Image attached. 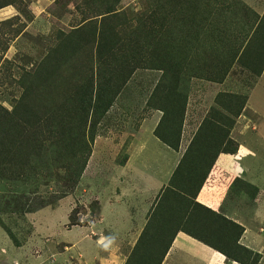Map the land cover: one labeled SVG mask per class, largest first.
<instances>
[{
  "label": "rangeland",
  "instance_id": "374dc122",
  "mask_svg": "<svg viewBox=\"0 0 264 264\" xmlns=\"http://www.w3.org/2000/svg\"><path fill=\"white\" fill-rule=\"evenodd\" d=\"M175 1L120 0L115 6L120 11L117 12L119 19L114 23L121 30L120 33L126 30L135 37L136 33L132 32L133 28L139 25L153 28L155 31L148 33L146 42L149 41V44L158 45V47L169 44L164 49L167 52H179L183 62L188 57L189 62L186 69L178 71L175 62H173L175 63L173 68L176 70L174 74L178 75L177 73H179V77L182 79L180 85L183 87L184 93L192 96V100L196 104L195 112L192 113L193 117L190 115L187 118L188 125L193 129L191 132L188 131L189 136L193 131L196 130L195 133L197 132L196 128L206 116L214 117L213 109L219 111L222 108L226 115L231 117L230 123L226 124L230 135L235 123L243 121L242 118L249 116L253 119L257 117L246 110L245 115H242L241 118L240 115L244 107L236 116L231 115L225 109V107H233L227 96L222 98V101H220L219 96L216 102L218 88L215 84L209 81L204 82L202 78H190V75L197 69H201L200 74L202 76L207 77L211 74V76L217 77L222 72L220 68L225 63L227 64L229 59H227V53L224 54L225 50L222 49L223 43L216 42L213 49L210 50L207 48V42L191 44L190 47H188L186 39L177 41L171 39L173 42H170L171 35L175 38L180 37L177 30L181 28L180 25L183 22L181 14L185 11L184 9L179 11V4L173 5ZM214 1L216 2L215 9L210 17L214 21L218 20L221 23L225 16H231L235 18L233 25L243 23L245 26H249L250 15H252L256 23L264 24V15L261 18L260 15L252 11L253 9L250 8L249 4L244 3V0ZM94 2L95 7L94 3L86 5L84 0H14V2L0 8V37L2 38L0 40V131H4L6 128L7 119L2 118V116L8 115V112L14 108L25 90L24 85L20 83L21 75L28 72L30 77L31 72L35 73L33 68L37 62L51 48H59L58 46L62 45L63 39L69 43L66 35L70 34L73 28L83 26V38L81 41L76 40L71 44L72 49L77 44L80 45L78 54L82 60L83 68L81 76L79 73L77 79L82 78L83 80L94 74L95 85L96 82L110 80V84H116L117 87L108 90L111 96L101 98L103 104L106 103L104 101L112 99L109 106H104L108 110L103 115L99 112L103 107L98 106L97 112L93 110V116H88L87 121L81 116L82 112L77 115V118L67 116L62 119L65 128L67 125H71L73 128L77 127L80 132L78 135L84 140L88 137L89 124L95 126L91 154L80 177H74L70 169L63 167L68 163L65 158L69 151V148L65 146L67 142L65 145L60 142L59 148L52 145L53 138L50 137L49 130L46 134L38 135L34 140L30 139L29 143L31 144L29 146L23 145L22 149L16 148L19 151L27 152L31 157L32 167L28 166L25 171L27 173L25 178L22 180H5L7 172L4 171V174L0 172V219L14 234L18 242L17 244L14 243L0 225V264H14V262L16 264H124L144 228V223L140 226L133 213L141 204L144 205L145 201L147 205L150 203V199L147 198L148 193L143 192L142 188L144 187L145 190V187L148 186L149 191H151L159 180L158 174L160 172L156 168L163 166L171 159V157L164 156L165 152L163 154L159 151L160 147L156 146L155 140L148 141L149 138L146 136L149 135L154 138L153 130L165 111L163 108H170V102L164 100L161 105L162 110H160L161 108L158 109L155 98L159 93L157 92L159 85L164 89H166L165 85L169 89L173 88L172 74L169 72L164 74L161 69L139 66L131 75H128L120 68L121 60L132 61L133 58L126 57L125 59L122 52L116 53L114 56L116 58H106L104 55L100 56L99 53L98 59L96 42L87 37V27H84L85 23L81 21L86 15L87 19L91 15L94 22L99 21L100 15L95 16L96 7L98 10L103 7L99 6L101 3L99 0ZM203 2L204 0L201 2L199 0V5L203 6ZM223 4L229 6L223 8ZM92 8H94L93 11ZM152 9L156 11L153 21L149 17ZM91 11L92 14H89ZM196 17L198 18V16ZM10 18H12L10 21H5ZM207 22L203 28H217V23ZM167 28L170 29L169 33L164 32ZM12 29L20 30L19 34L12 36L14 35ZM8 30L11 31L8 32ZM184 33L182 32V35ZM84 39L85 41L81 45ZM5 41L8 47L3 49ZM184 41H186L185 44L180 47ZM232 45L238 46L235 42ZM77 47L74 51L77 50ZM244 59L242 58L241 61ZM236 60L237 57L234 59L229 72L231 82L224 84L223 90L220 91L234 93L229 95V98L237 103L233 108L241 105L257 78L253 72L247 70L241 65V62ZM104 61H106L105 65L102 64ZM91 64L95 67L93 71L90 69ZM68 69L64 65L60 67L59 76L64 85L57 88L58 92L53 95L42 84L43 81L39 80L40 75L32 83L34 87L39 86L34 91L41 102L37 101L36 104L45 109V113H42V123L46 122L49 125V120L52 121L50 115H53L55 111L53 108L61 107L63 102L65 104L66 101L69 102L70 98H74L77 85L83 87L81 83L73 81L72 91L67 92L69 87L67 78L70 70ZM96 71H99V77L96 76ZM119 71H122V76ZM44 89L52 97L44 94ZM152 92H154L153 97H151ZM81 95L83 93H78L76 98L81 97ZM159 96L161 99H166L165 93ZM171 96L172 94H169V97ZM250 104L264 114V81L252 92ZM220 105L223 107L221 108ZM226 115L225 118H227ZM245 128L244 124L243 129L238 128L237 130L241 131ZM47 129L48 127H43L44 131ZM194 136L195 134L192 138ZM1 140L3 139L0 135V169L6 170L2 157L5 149L1 150ZM162 144L165 143L162 142ZM223 146L224 144L222 149ZM231 147L232 145L228 146V148ZM151 149H156V151ZM37 150L38 154L36 153ZM259 151L264 155V148L262 150L259 148ZM152 154L155 156L150 157L149 155ZM126 155L129 159L125 160ZM177 157H181V155ZM174 163L177 165L178 162L174 161ZM123 164L125 170H123ZM134 165L145 169V175H139L137 169L133 170L136 168ZM34 166H36L35 171L28 170ZM164 168L167 170V166ZM260 168L264 169L262 166ZM10 169L15 168L11 166ZM224 172L220 166L214 167V180L215 177H218L225 183L233 181ZM72 177L76 178L75 184ZM164 187H161L158 195ZM158 195L152 199L151 204L153 206L156 204L154 199ZM116 200L122 202L119 207L113 206V202ZM116 209L119 213L131 212L134 227L131 223L130 230L123 231L121 229L116 233V228L113 229L112 223L107 222V219L114 217ZM35 211L37 212L34 214ZM145 213V223L150 216H155L154 210L152 212L150 210L147 216ZM70 215L71 219L79 224L94 225H90V229L70 230L73 226L68 224ZM155 217H167V215L159 213ZM101 234H105L103 237L109 235L116 237L115 244L108 251L99 247L98 242L103 238ZM71 244L73 245L71 246ZM64 245L67 246L64 247ZM23 247H27L32 252L23 253V250L20 249ZM2 251L5 253L3 254ZM37 252L40 256H38L39 259L35 260L38 255ZM51 253L53 255H50ZM83 253L88 256L91 255L94 260L86 261L83 258Z\"/></svg>",
  "mask_w": 264,
  "mask_h": 264
},
{
  "label": "trees",
  "instance_id": "16d2710c",
  "mask_svg": "<svg viewBox=\"0 0 264 264\" xmlns=\"http://www.w3.org/2000/svg\"><path fill=\"white\" fill-rule=\"evenodd\" d=\"M94 1L96 0H84L86 5L94 3L95 7ZM99 1L101 2L99 6L103 7L101 10H98V7H96L97 11L95 16L100 15L99 21H97V23L94 22L93 16L91 15L88 19L86 15L81 20L85 23L84 27H87V37L93 42H96L97 58L99 59V53L100 56L104 55L106 58H116L114 57L115 54L122 52L125 59L126 57L133 58L132 61H123L120 59L122 62L120 68L127 72L128 75H131L139 66L150 69H161L164 74L168 72L172 74L171 81L174 85L172 89H169L167 85H165L166 89L161 87V85L157 88V92L159 93L155 98L156 107L160 109L164 100H168L170 102V108H163L165 111L155 126L153 133L158 140L178 151L189 94L187 95V93H184V89L180 85L182 79H180L179 73H177L178 75L174 74L176 70L173 68V65L176 63L178 71L186 69L187 63L189 62L188 57L183 62L179 52H167L164 49V47H167L169 44L167 46L163 45V47H158V45L149 44V41L146 42L145 39L148 33L155 31L153 28H147L141 25L133 28L132 32L136 33V37L126 32V30L120 33L121 30L118 29V26L114 23V21H118L119 19L117 17V12L120 11H118L115 6L120 0ZM212 1L214 0H204L203 6H200L199 0H176L173 5L179 4V11H183V9L185 11L181 14L183 19L182 25H180L181 28L177 30L180 37L175 38L171 35L170 42H173L171 39L176 41L186 39L188 47H190L191 44L195 45L207 42V48L210 50L213 49L216 42L225 45V47L223 45L222 49L225 50L224 54L227 53V59H229L227 64L225 63L222 68H220L222 72L217 77H215L214 74H212L214 76H211V74L207 77L203 76V78L207 80L215 82L222 80L230 70L236 57V61L241 62V65L247 70L259 75L264 67V60H259V57L253 54L258 52L251 46L249 40L255 33L258 34L262 32V30L259 29L264 28V25L261 24L257 26L251 36L253 25L251 27L250 25L247 26L245 30L242 27L237 30L236 26L233 25L235 21L234 17L225 16L221 23L218 20L214 21L210 19V17L214 12L216 2L214 1L212 4ZM12 2H14V0H0V8ZM228 6V4H223L222 7ZM93 9L94 8H92V11ZM92 11L89 14H92ZM155 12V9L150 11L149 17L152 21L154 20ZM196 16H198V18ZM11 19L12 18L5 21H10ZM207 21L217 23V28H203ZM82 29L83 26L73 28L70 34L66 35V38L68 37L69 39V43L66 39H63L62 45L58 46L59 48H51L45 56L37 62L35 68H33L35 73L31 72L30 77L28 76V72H24L23 75H21L20 83L24 85L25 90L14 108L10 112L7 111L8 115L2 116V118L7 119L5 123L6 128L4 131H0V135L3 139L1 140V150L5 149L2 153V157L4 168H6V170L0 169V172L3 174L4 171L7 172L5 180H22L27 176L25 171L28 166L32 167L31 157L27 152L22 150L19 151L16 148L22 149L23 145L29 146L31 144L29 143L30 139L34 140L38 135L46 134L48 130L50 132V137L53 138L51 141L52 145L59 148L60 142L61 144L64 143V145L67 142L65 146L69 148V151L66 153L68 156H65V158L68 163L63 165V167L70 169L73 176L76 178L80 177L83 173L91 154V144L94 139L93 129L95 126L89 124L88 137L84 140V138L78 135L80 132L77 127L73 128L71 125H67L65 128L62 119L67 116L77 118V115L82 112L81 116L87 121L88 116H93V110L97 112L98 106L103 107L99 110L100 114L103 115L108 110L107 108L105 109L104 106H109L112 103V99L104 101L106 103L103 104L101 98H108L111 96L108 90L113 87L116 89L117 87L116 84L111 85L109 79V81L104 80L100 83L96 82L95 85L93 81V77H95L94 74L83 80L82 78L77 79L79 73L81 76L83 68L82 60L79 58L78 54L80 45L78 46L77 44V50L74 51L76 47L72 49L71 44L76 40L81 41L83 38ZM10 31L11 30H8V32ZM12 31L14 34L12 36H17L20 32V30L16 31L14 29H12ZM164 32L169 33L170 29L167 28ZM182 32L185 33L182 35ZM248 38L249 40L247 41ZM0 40H2L1 37ZM84 41L85 39L81 45H83ZM246 41L247 43L243 46ZM185 42L186 41L182 42L180 47L184 45ZM233 42L238 44V46L232 45ZM7 47L8 45L5 41L3 49ZM242 58L245 59L241 61ZM102 64L105 65L106 61ZM62 65L70 69H68L69 77L67 80L69 87L67 92L72 91L74 87L73 81L79 84L81 83L83 87L77 85L74 93L75 97L70 98L73 102L69 100V102L66 101L68 104H64L63 102V105H60L61 107L53 108L55 111L53 115H50L52 121L49 120V125H47L46 122L42 123V113H45V109L36 104L37 101L41 102L34 91L39 88V86L34 87L32 83L38 79L40 75L41 78H39V80L43 81L42 84L46 89H49L52 95L57 93L58 90L56 89L64 85L59 76V70ZM90 69L93 71L95 67L91 64ZM200 71L201 69L194 71L190 75V78L201 79L202 75ZM98 72L99 71H96L97 77H99ZM119 72L122 76V71ZM46 89L43 90V93L52 97L45 91ZM80 92L83 93V95L76 98ZM154 92H152L153 94H151V97H153ZM163 93L166 94V99H161L159 96ZM169 94H172V96L169 97ZM230 94L234 93L219 92L216 96V102L219 96L220 101L227 96L228 101L230 100L232 106L235 107L237 103L229 98ZM247 97L246 95L241 105L236 108L225 107V109L231 115L236 116L245 106ZM220 106L221 108L223 107L222 105ZM160 110H162V108ZM223 110V108L219 111L213 109L214 117L206 116L201 121L195 136L187 145L173 170L168 185L161 190L160 194L157 196L160 200L158 204H155L157 207L153 209L155 216L161 213L166 214L167 217L150 216L148 218L130 256L127 257L124 264H161L175 234L179 230L211 246L232 260L242 264H258L261 255L238 242L243 232V227L194 200L199 189L205 182L218 153H235L238 148V144L230 137L229 128L226 126L228 122L230 123L231 117L226 115ZM225 115L227 118L224 117ZM44 126L48 127L46 131L43 130ZM223 144L224 146L222 149ZM231 145L232 147L228 148V146ZM36 153L38 154V150ZM11 166H14L15 169H10ZM28 170L35 171L36 166ZM76 178H73L74 184L76 183ZM242 183L245 185L244 182ZM246 185L250 186L248 183H246ZM68 224L80 225L77 221L71 219V215ZM0 225L14 243L17 244L18 242L14 234L3 224L1 219Z\"/></svg>",
  "mask_w": 264,
  "mask_h": 264
},
{
  "label": "crops",
  "instance_id": "0c3cea01",
  "mask_svg": "<svg viewBox=\"0 0 264 264\" xmlns=\"http://www.w3.org/2000/svg\"><path fill=\"white\" fill-rule=\"evenodd\" d=\"M245 2L251 6L250 7L248 5L251 9H253L252 11L260 15L261 18L263 17L264 0H244V3ZM250 16H251L250 27L253 25L251 29L252 32L250 34L252 36L254 30H256V27L261 24L256 23L252 15ZM241 27L244 30L247 28V26H245L243 23L236 25L237 30L240 29ZM259 30H262V32L258 34L255 33L252 36V38L250 40L248 38L247 41L249 40L251 46L255 48L256 51L258 52L253 54H256L259 57V60L263 61L264 60V52H263L264 28H261ZM247 41L244 43L243 46H245ZM230 70L227 73L228 75L226 74L227 76L225 79L223 78L222 80L220 81L218 80L217 82L215 81L212 82L211 80H207L203 78V76L202 79L204 82L209 81L215 84L216 87L218 88V91H216V93L217 92L219 93L220 91L223 90L222 87L224 86V84L226 85V83L231 82L229 80ZM256 77L257 78L256 81L254 82L253 87L248 92L247 102L240 117L242 115H245L244 112L248 110L253 115H256L257 118L251 119L249 118V116L245 118L241 117L243 121L235 123L232 129V133H230V136L238 144V148L236 152L218 153V155L215 158L214 164L211 167L205 179V182L203 183L202 187L199 189L194 200L202 203L204 206L208 207L209 209L220 213L222 216L226 217L227 219H230L233 222L241 225L243 227V232L239 237L238 242L241 245L251 249L252 251L259 253L261 257L258 264H264V169L260 168L261 166L264 167V157H262L264 155L261 153V151H259V148L261 150L264 148V114L261 111H259L255 106L250 104V97L252 95V92H254V90L258 86L262 85L264 81V67L260 75H256ZM188 98L189 99L186 106L185 119L182 125L180 146L178 151L168 147L165 144H162V142L158 140L155 136L154 138L153 136L151 137L149 135L146 136V138H149L148 141L155 140V143H157L156 146L160 147V150L159 149L158 150L163 154L165 152L164 156L166 155L167 157H171V159L167 161L166 164L168 165L164 164L163 166L160 167L156 166L157 167L156 170H158L160 173L158 174L159 180H157V184L154 185V188H152L151 191H149L150 189H148V186L145 187V190L143 189L144 187L142 188L143 192L148 193L147 198L150 199L149 201L150 203L149 205H147V202L145 201L144 205L141 204L137 208V210L133 213L135 214L137 218V222L139 223L140 226L143 223H144L143 226H145L146 224L144 213L146 212L145 215L147 216V213L150 210L152 212L153 209L157 207V205L153 206V204H151L152 199L156 195H158V192L161 189V187L163 186L166 187L168 185L169 179L173 173V170L176 167L174 161L177 162L179 161L180 157L177 156L179 155L182 156L183 153L181 152H184L188 143L192 139V136L195 134L196 130L193 131V133L190 134V136L188 135V131L191 132V130L193 129H191L190 125H188L187 118L190 115L193 117L192 113L195 112V108H196L195 107L196 104L193 102L192 96H189ZM244 124L246 127L244 130L241 131L237 130L238 128L243 129ZM151 150L156 151V149H151ZM149 156L153 157L155 156V154ZM127 158L128 157L126 155L125 160ZM134 166L136 168L133 170L137 169L139 171V175H145V169H142L140 166L138 167L136 165ZM165 166H167V170L166 168H164ZM219 166L223 171H225L224 173L226 175H229L232 178L233 181H231L230 183H225L218 177H215L214 180V176H213L214 167H219ZM124 167L125 165L123 164V170H125ZM242 182H244L245 185ZM246 183L250 184V186H247ZM154 200H155L154 203L158 204L160 198L156 197V199ZM121 203L122 202L116 200L113 202V206L119 207ZM40 210L37 211L39 212ZM37 211H35L34 214ZM123 212L125 213H119L118 209H116V213L114 217H112L111 219H107V222L112 223L113 229L116 228V233L121 231V229L123 231L130 230L131 223L133 224L134 227V223L132 221V213L131 212L129 213L128 211H123ZM90 225L88 224L73 225L70 230L78 229V228L90 229V227L94 224H92L91 226ZM104 235L105 234H101V237H103ZM99 238L98 239L96 238V240H99ZM72 245L73 244H71V246ZM65 246L67 245H64V247ZM20 249L23 250V253L26 254L32 252L31 250L27 249V247H23ZM2 253L4 254L5 251H2ZM37 254L38 255L36 256L35 260L39 259L38 258V256H40L39 252H37ZM50 255L53 254L51 253ZM83 258L86 261L94 260L93 257H91V255L88 256L86 253H83ZM14 264L16 263L14 262ZM161 264H241V263L226 257L224 254L215 250L211 246H208L203 242L195 239L194 237L188 235L187 233L179 230L175 234Z\"/></svg>",
  "mask_w": 264,
  "mask_h": 264
},
{
  "label": "clouds",
  "instance_id": "9594fccd",
  "mask_svg": "<svg viewBox=\"0 0 264 264\" xmlns=\"http://www.w3.org/2000/svg\"><path fill=\"white\" fill-rule=\"evenodd\" d=\"M261 73V72H260ZM260 75V74H259ZM248 98V97H247ZM246 105V104H245ZM245 107V106H244ZM182 131V130H181ZM181 139V137H180ZM191 141V140H190ZM189 144V143H188ZM186 149V148H185ZM116 237L114 235H109L103 237L98 243L99 247L104 250L108 251L110 247H112L115 244Z\"/></svg>",
  "mask_w": 264,
  "mask_h": 264
}]
</instances>
